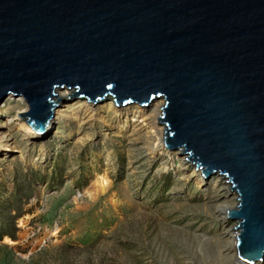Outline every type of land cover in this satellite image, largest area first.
<instances>
[{
  "label": "water",
  "instance_id": "water-1",
  "mask_svg": "<svg viewBox=\"0 0 264 264\" xmlns=\"http://www.w3.org/2000/svg\"><path fill=\"white\" fill-rule=\"evenodd\" d=\"M58 88L163 99L164 145L226 179L236 255L262 261L264 0H0V102L21 96L42 132Z\"/></svg>",
  "mask_w": 264,
  "mask_h": 264
},
{
  "label": "rangeland",
  "instance_id": "rangeland-1",
  "mask_svg": "<svg viewBox=\"0 0 264 264\" xmlns=\"http://www.w3.org/2000/svg\"><path fill=\"white\" fill-rule=\"evenodd\" d=\"M14 112L1 111L0 123ZM10 123L16 151L0 148V264H228L234 255L225 251L224 227L235 221L216 216L217 174L208 185L202 173L192 178L194 165L181 166L166 146L150 156L132 140L135 131L145 136L141 123L99 119L91 127L61 116L44 142L26 140ZM102 176L111 185L90 194Z\"/></svg>",
  "mask_w": 264,
  "mask_h": 264
},
{
  "label": "bare ground",
  "instance_id": "bare-ground-1",
  "mask_svg": "<svg viewBox=\"0 0 264 264\" xmlns=\"http://www.w3.org/2000/svg\"><path fill=\"white\" fill-rule=\"evenodd\" d=\"M72 93V89L68 88H58L56 90V96L54 99L57 98H64L61 102L62 106H60L59 110L54 109L53 115L49 119V123L44 126L42 132H36L34 131L23 119V117H19L18 113L26 112L28 110V105L25 103L21 105L24 100L21 96L14 97L12 95H9L7 99L14 100V103L9 107L6 105H1L0 102V112L5 110H11L13 109L14 115L11 117H8L7 122H4L5 124L0 123V148L4 147L3 151H6V153H13L16 151L14 148V137H13V131L11 129L10 124L16 123V128L21 132V136L23 138H26V140H29L31 142H36V140L44 142V139L51 133V129L56 127L57 122L61 119V116H72V118H77L79 120V123L83 125L89 124L91 127L93 124H95L99 119H102L103 123L108 124L107 122H110V125H119L121 127H127L128 123H130V120H132L136 125L141 123L140 126H143L144 129H148L146 131L145 136H142L140 132L135 131L133 134V143L137 144L138 142H141L142 144H145L149 150L150 156H154L155 153H161L165 151L166 147L164 145V137L163 132L165 127L163 124H161L157 119L160 116L161 112V106L163 104V99L158 98L151 101L147 106L144 105H138L131 104L122 106L118 105L115 106L112 99H106L102 101H98L97 105H92L90 102H86L87 100L83 98L84 100H66V98ZM68 95V96H67ZM58 99V100H60ZM4 106V107H3ZM4 108V109H3ZM57 108V107H56ZM64 108V109H63ZM128 108H132L133 114L130 113ZM70 109V110H69ZM77 109V110H76ZM63 110H69V113H66L64 115L60 114V111ZM102 112H109L108 115L105 117L103 116ZM67 121V120H66ZM101 121V120H100ZM159 122V123H158ZM78 123V124H79ZM138 127V126H137ZM142 127V128H143ZM135 128V127H134ZM80 129V128H79ZM128 129V128H127ZM78 131V129H76ZM133 130V129H132ZM140 130V129H139ZM134 132V131H133ZM41 143V142H40ZM168 148V147H167ZM169 149V148H168ZM177 149V150H175ZM173 154L178 155L179 161L181 162V166H186L187 162H189V159L187 158L186 154H182L180 148H171ZM46 151V150H43ZM47 152V151H46ZM44 154V153H41ZM202 170L196 169L194 166L192 167V170L189 171L190 176L192 178L198 177L201 175ZM104 175V174H103ZM107 176L100 177V180H96V183H92V189L90 190V194H97L99 193V189L96 185L101 184V188L103 186H107V184H110V180ZM209 177L205 176L202 178L201 182L203 184H209L208 181ZM215 183L211 186L212 188L218 189L222 194H220V198H222V202L219 204H216L215 211L216 216L226 221V211L230 209H234L236 206L231 202V198L234 197L233 192L230 190V186L226 179L217 174L216 180H214ZM212 182V181H211ZM89 189V188H88ZM89 192V191H88ZM94 194V196H95ZM214 208V207H213ZM237 230L234 228L233 225H227L224 227V233L227 236L229 240L226 241L225 251L226 253H234L233 256L230 255V257L227 259L228 264H238L241 263L239 260L236 252H235V236H236ZM224 249V248H223ZM224 255V254H223ZM226 256V255H225ZM227 258V257H226ZM237 260V261H236ZM263 260V259H262ZM259 262V261H258ZM254 264V263H253Z\"/></svg>",
  "mask_w": 264,
  "mask_h": 264
},
{
  "label": "clouds",
  "instance_id": "clouds-1",
  "mask_svg": "<svg viewBox=\"0 0 264 264\" xmlns=\"http://www.w3.org/2000/svg\"><path fill=\"white\" fill-rule=\"evenodd\" d=\"M88 100V99H87ZM127 104H131V103H127ZM114 105L115 106H118L116 103H114ZM125 105V104H124ZM142 105H144V104H142ZM146 106H147V103L145 104ZM123 106V105H122ZM191 163V162H190ZM192 164V163H191ZM193 165V164H192ZM239 261H242L240 264H249L248 262H246L245 260H243V259H238Z\"/></svg>",
  "mask_w": 264,
  "mask_h": 264
}]
</instances>
